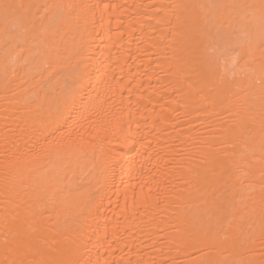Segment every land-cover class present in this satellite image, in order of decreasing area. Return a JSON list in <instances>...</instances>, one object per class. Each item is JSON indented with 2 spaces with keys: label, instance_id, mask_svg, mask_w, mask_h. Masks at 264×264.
I'll return each instance as SVG.
<instances>
[{
  "label": "bare ground",
  "instance_id": "1",
  "mask_svg": "<svg viewBox=\"0 0 264 264\" xmlns=\"http://www.w3.org/2000/svg\"><path fill=\"white\" fill-rule=\"evenodd\" d=\"M259 4L0 0V264H264Z\"/></svg>",
  "mask_w": 264,
  "mask_h": 264
},
{
  "label": "snow or ice",
  "instance_id": "2",
  "mask_svg": "<svg viewBox=\"0 0 264 264\" xmlns=\"http://www.w3.org/2000/svg\"><path fill=\"white\" fill-rule=\"evenodd\" d=\"M257 7L260 10L262 19H264V0H260V4ZM229 39L230 38H226L219 32L215 33L213 36H210L209 37L210 54H219L223 48L227 47ZM85 78H86L85 76L81 77L80 81L78 82L77 88L73 89V91L70 93L69 98L66 101V104L70 105L74 101L75 97L79 94V88L83 86ZM20 264H23V262H20Z\"/></svg>",
  "mask_w": 264,
  "mask_h": 264
}]
</instances>
